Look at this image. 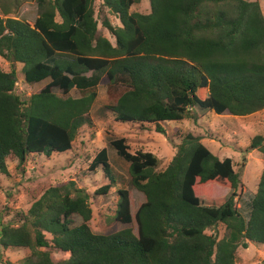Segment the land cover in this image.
I'll return each mask as SVG.
<instances>
[{
  "label": "trees",
  "instance_id": "obj_1",
  "mask_svg": "<svg viewBox=\"0 0 264 264\" xmlns=\"http://www.w3.org/2000/svg\"><path fill=\"white\" fill-rule=\"evenodd\" d=\"M37 1L42 11L33 24L0 17V57L9 64L8 71L0 65V176H10L9 160L20 168L34 156L71 151L80 131L94 127L91 111L101 85L114 100L109 109L117 123L153 126L159 134H166L163 123L192 118L196 109L236 117L264 111L258 2L150 0L151 12L141 14L131 12L140 0H103L121 23L103 19L112 43L100 33L96 0ZM17 65L27 85L48 83L28 97L17 93ZM111 146L146 198L133 217L130 194L121 189L112 220L135 221L137 234L132 228L95 234L90 193L75 181L43 185L31 191L27 213L9 222L0 218V246L31 251L6 264H237L239 246L264 245V169L246 220L234 197H212L213 186L239 189L241 175L201 137L186 135L164 171L153 153H131L125 138ZM255 150L264 156V135L251 140L248 151ZM99 168L108 183L96 195L124 182L106 148L91 162V170ZM221 225L227 236L207 234ZM46 249L70 257L54 261Z\"/></svg>",
  "mask_w": 264,
  "mask_h": 264
},
{
  "label": "rangeland",
  "instance_id": "obj_2",
  "mask_svg": "<svg viewBox=\"0 0 264 264\" xmlns=\"http://www.w3.org/2000/svg\"><path fill=\"white\" fill-rule=\"evenodd\" d=\"M258 2L264 15V0H248ZM96 17L99 20L100 33L114 43L109 32L103 26V19L108 18L114 26H120L119 19L103 6V0L94 3ZM8 11L6 15L5 11ZM42 9L37 0H0V17L17 18L33 24ZM132 13L149 14L150 0H140L131 8ZM0 65L5 71L9 64L0 57ZM18 81L16 92L25 97L33 94L48 81L29 86L24 82L22 65L16 66ZM59 93L58 89H54ZM79 97L78 92L71 94ZM114 105L106 86L101 85L100 94L94 104L91 117L94 121L92 129L83 128L74 142L73 149L67 153L54 154L51 157L34 156L20 166L16 159L9 160L10 176H0V218L9 222L16 218L17 213L31 208L34 199L31 191L43 185L57 186L75 181L77 187L85 189L91 195L90 206L93 218L90 227L95 234H111L124 228H132L137 234L135 221L131 225H123L112 220L120 200L119 191L127 190L130 194L131 213L134 217L139 207L146 201L143 193L131 185L129 163L121 158L111 141L125 138L130 152H151L159 159L157 170L164 171L173 157L178 146L188 134L202 138V142L221 160L231 158L235 171L240 173L242 186L234 190H226L213 186V198H235V205L243 217L248 220L252 210V201L257 193L258 185L264 169V156L259 151H248L251 140L257 135H264V111L247 117L219 116L212 111L196 109L194 116L180 122H166L163 127L166 134L155 132L152 126L149 130L132 123H117L109 106ZM107 149L110 165L124 177L122 184H117L107 195H96V191L108 183L102 170L90 169L94 157L102 149ZM76 225L80 223L75 219ZM207 234L218 235L219 238L228 235L226 228L221 225ZM46 237L51 240L50 235ZM49 250L54 261L66 260L70 254ZM30 249H4L0 246V264L6 262L18 263L28 255ZM237 264H263L264 245L249 243V248H238Z\"/></svg>",
  "mask_w": 264,
  "mask_h": 264
},
{
  "label": "crops",
  "instance_id": "obj_3",
  "mask_svg": "<svg viewBox=\"0 0 264 264\" xmlns=\"http://www.w3.org/2000/svg\"><path fill=\"white\" fill-rule=\"evenodd\" d=\"M100 87H101V86H99V94H100ZM41 88H42V87H41ZM73 92H78V91L74 89V90L71 92V94H73ZM78 94H79V92H78ZM77 98H78V97H77ZM95 103H96V102H95Z\"/></svg>",
  "mask_w": 264,
  "mask_h": 264
}]
</instances>
